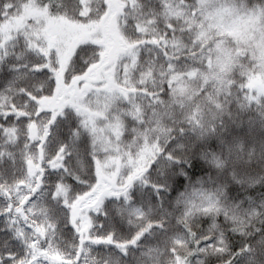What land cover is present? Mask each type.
Masks as SVG:
<instances>
[{
	"label": "snow or ice",
	"instance_id": "6c2138e0",
	"mask_svg": "<svg viewBox=\"0 0 264 264\" xmlns=\"http://www.w3.org/2000/svg\"><path fill=\"white\" fill-rule=\"evenodd\" d=\"M0 264H264V0H0Z\"/></svg>",
	"mask_w": 264,
	"mask_h": 264
}]
</instances>
